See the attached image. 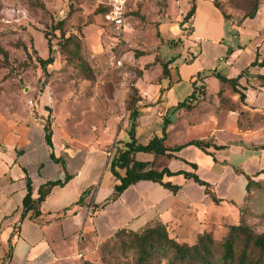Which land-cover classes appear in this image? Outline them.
I'll return each mask as SVG.
<instances>
[{"label": "crops", "instance_id": "obj_1", "mask_svg": "<svg viewBox=\"0 0 264 264\" xmlns=\"http://www.w3.org/2000/svg\"><path fill=\"white\" fill-rule=\"evenodd\" d=\"M185 1L187 7L175 17L167 12L159 23L165 41L180 40L172 46L178 52L163 57L170 59V78L159 80L157 66L156 75L148 79L154 67H142L135 81L142 96L137 142L147 144L162 136L168 118L165 145L180 147L171 157L150 152L137 156L157 169L197 173L220 201L184 174L164 177L180 185L178 191L140 180L112 199L118 180L101 146L74 138L60 121L52 124L51 145L45 140L44 119L7 124L0 135V264H82L97 257L100 245L118 229L139 230L153 220L164 223L176 240L190 244L204 231L215 236L216 227L224 229L223 236L234 223H227L231 211H224L226 198L213 186L227 174L235 181L231 191L240 188L248 199L255 191H248L249 180H264V6L238 23L237 16L226 19L214 0H196L190 28L183 30L180 21L192 0ZM217 73L239 76L236 88L222 83ZM196 86L203 87L191 102ZM183 101L190 106L178 107ZM127 124L128 119L119 138L127 137ZM194 139L210 145L204 149L187 143ZM178 161L184 166L174 167ZM201 170L209 178L202 177ZM68 174L71 178L46 196L39 216L32 217L30 211L22 217L29 179L37 196L42 183Z\"/></svg>", "mask_w": 264, "mask_h": 264}, {"label": "rangeland", "instance_id": "obj_2", "mask_svg": "<svg viewBox=\"0 0 264 264\" xmlns=\"http://www.w3.org/2000/svg\"><path fill=\"white\" fill-rule=\"evenodd\" d=\"M113 1L0 0V135L4 125L35 119L45 123L49 117L52 124H67L74 138L101 146L105 152L112 150L128 119L127 100L136 69L145 65L150 69L156 53L170 58L178 52L172 46L179 39L165 41L158 34L160 21L167 12L175 17L188 6L185 0H127L125 25L118 27L106 17ZM216 1L229 15H243L256 3L264 6V0ZM63 18L66 35H74L68 43L53 30ZM44 33L50 36L55 55L47 71L38 61V55H49ZM156 69L150 70L148 79ZM184 164L178 161L174 167ZM200 175L209 178L203 170ZM232 183L226 174L213 186L218 196L227 199L224 211H231L227 223L237 222L244 209L253 228L264 232V180L253 184L255 191L248 199L240 188L232 192ZM223 233L216 227L217 239ZM124 241L128 240L108 243L97 257L82 264H135L136 252ZM155 260L166 262L162 255Z\"/></svg>", "mask_w": 264, "mask_h": 264}, {"label": "trees", "instance_id": "obj_3", "mask_svg": "<svg viewBox=\"0 0 264 264\" xmlns=\"http://www.w3.org/2000/svg\"><path fill=\"white\" fill-rule=\"evenodd\" d=\"M215 4L222 10L226 19L237 16V22L241 23L247 17H253L259 10L258 3L254 8L243 15H229L223 10L221 5L214 0ZM196 0L191 1V7L180 21L183 30L190 28V18L195 13ZM66 19L59 20L54 26L53 30L60 32V37L65 39L68 43L74 38V35H66L65 29ZM158 34L160 35L159 31ZM47 39L49 55L44 58L38 55V61L45 71L50 64L55 62L54 48L52 40L48 33H44ZM171 41V40H170ZM169 60H163L161 55L155 54L151 67L160 66L161 72L159 80L163 78H170ZM145 67H147L145 65ZM137 77L142 76L143 69H136ZM216 76L220 78L222 83H230L236 88V83L239 81L238 77H227L224 74L217 73ZM264 81V76H261ZM203 86L195 87V90L190 95L191 102L197 97L198 91L202 90ZM163 90V89H162ZM243 98V94H242ZM142 100V96L138 86L135 82L131 87V94L127 100L128 109V124L125 128L127 137L118 138L112 144V150H108L110 161V170L117 178L118 182L114 186V192L110 198H117L127 187L140 180H152L159 182L164 187L178 191L180 185L174 184L171 181H165V175L184 174L187 178H192L199 184L207 187V192L213 197L215 201H220L209 188V183L199 177V175L192 171L178 170L172 171L168 167L157 169L153 162L139 159L137 154L139 152H150L156 157L165 155L168 157L174 156V151L178 147L170 148L165 145L167 137L166 128L170 123L168 118L164 119L162 126V136H154L147 144L137 142L135 127L136 120L139 116L138 104ZM190 106L187 101L180 102L178 107ZM51 110V109H49ZM45 140L48 144H52V121L47 118L45 125ZM188 144H195L201 148L206 149L210 145V141L203 139H194L187 142ZM222 146L217 145L216 148ZM264 148V144L262 145ZM52 157L58 160L53 154ZM196 166L195 163H193ZM264 173V170L260 171ZM71 178V175H66L64 179L48 180L42 183L38 189L37 196L33 195V188L31 180L28 181V192L23 198V212L22 217H25L30 211L32 217L40 215V206L50 193L55 185H63ZM256 181L250 179L247 185L248 191H252V186ZM251 195V194H250ZM248 195V197H250ZM246 211V210H245ZM244 209H240V218L238 222L228 225L226 233L217 239L210 231L199 233L194 243L180 242L175 237L171 236L167 226L159 220H153L146 224L139 230H130L121 228L116 233L100 245L104 249L105 245L115 240L124 241L128 248H132L136 252L135 264H156V256H163L166 259L165 264H264V232L256 231L251 223L246 219ZM128 237V239H126ZM161 257L159 258V260Z\"/></svg>", "mask_w": 264, "mask_h": 264}, {"label": "built area", "instance_id": "obj_4", "mask_svg": "<svg viewBox=\"0 0 264 264\" xmlns=\"http://www.w3.org/2000/svg\"><path fill=\"white\" fill-rule=\"evenodd\" d=\"M127 0H114L112 2L113 7L107 12L106 17L108 20L112 21L118 27H123L125 25V4Z\"/></svg>", "mask_w": 264, "mask_h": 264}]
</instances>
